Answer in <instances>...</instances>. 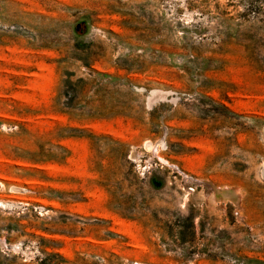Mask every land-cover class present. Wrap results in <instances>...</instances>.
I'll list each match as a JSON object with an SVG mask.
<instances>
[{"label":"rangeland","instance_id":"obj_1","mask_svg":"<svg viewBox=\"0 0 264 264\" xmlns=\"http://www.w3.org/2000/svg\"><path fill=\"white\" fill-rule=\"evenodd\" d=\"M263 171L264 0H0V264H264Z\"/></svg>","mask_w":264,"mask_h":264},{"label":"bare ground","instance_id":"obj_2","mask_svg":"<svg viewBox=\"0 0 264 264\" xmlns=\"http://www.w3.org/2000/svg\"><path fill=\"white\" fill-rule=\"evenodd\" d=\"M153 97H154V96H153ZM263 174H264V171H263ZM208 185L211 187V189H213L212 186H211L209 183H208ZM222 192H223V191H222ZM221 194H225V195H226V194H228V192H224V193H221Z\"/></svg>","mask_w":264,"mask_h":264},{"label":"built area","instance_id":"obj_3","mask_svg":"<svg viewBox=\"0 0 264 264\" xmlns=\"http://www.w3.org/2000/svg\"><path fill=\"white\" fill-rule=\"evenodd\" d=\"M133 264H136V263H133Z\"/></svg>","mask_w":264,"mask_h":264}]
</instances>
